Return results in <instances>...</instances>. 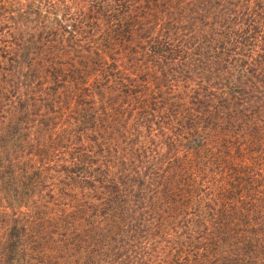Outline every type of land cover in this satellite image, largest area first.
I'll use <instances>...</instances> for the list:
<instances>
[{"label":"trees","instance_id":"16d2710c","mask_svg":"<svg viewBox=\"0 0 264 264\" xmlns=\"http://www.w3.org/2000/svg\"><path fill=\"white\" fill-rule=\"evenodd\" d=\"M0 264H264V0H0Z\"/></svg>","mask_w":264,"mask_h":264}]
</instances>
